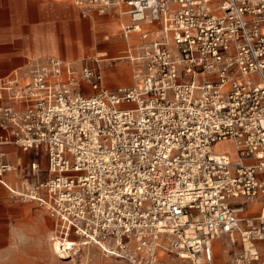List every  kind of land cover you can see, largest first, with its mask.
I'll list each match as a JSON object with an SVG mask.
<instances>
[{"label":"built area","instance_id":"obj_1","mask_svg":"<svg viewBox=\"0 0 264 264\" xmlns=\"http://www.w3.org/2000/svg\"><path fill=\"white\" fill-rule=\"evenodd\" d=\"M71 1L127 19L133 82L55 57L0 79V148L46 159L15 187L0 152V183L128 264H217V241L264 264V0Z\"/></svg>","mask_w":264,"mask_h":264},{"label":"crops","instance_id":"obj_2","mask_svg":"<svg viewBox=\"0 0 264 264\" xmlns=\"http://www.w3.org/2000/svg\"><path fill=\"white\" fill-rule=\"evenodd\" d=\"M95 17L96 15L83 18L71 0H0V79L7 78L16 72L25 73L30 64L39 59L55 57L66 62L78 63V55L83 54L81 41L86 37L93 38L96 43L108 42L107 46L99 48L101 57H108L116 47H121L118 57L106 58L105 61L127 62L123 66L128 68V83H132L131 65L125 59L129 42L123 38L124 48H122L124 44L114 48L109 47L113 36L118 37L122 33L123 37L122 25L127 23V19L119 16V19L112 24L98 26L95 23ZM108 17H115V15L110 14ZM91 18L94 23L93 27L89 28L90 21L85 20ZM108 70H105V84L109 89L114 90L116 88L109 87L108 81L115 73L110 70L107 75ZM0 152L7 153L6 161L18 168L17 172L5 175L6 182L11 186L17 187L21 184L26 172L35 161L39 162L41 167L46 166L45 155L37 157L34 152H26L17 146L1 147ZM45 179L46 175L41 174L32 179V182ZM4 204L5 192L0 187V208H3ZM33 204L36 205V203ZM59 225L61 224L57 221V226ZM54 234L55 232L50 235L52 242L57 241L53 246L51 245L54 254L56 251L58 253L59 247L69 241L76 243L74 240L61 242ZM261 247L264 248V244Z\"/></svg>","mask_w":264,"mask_h":264},{"label":"rangeland","instance_id":"obj_3","mask_svg":"<svg viewBox=\"0 0 264 264\" xmlns=\"http://www.w3.org/2000/svg\"><path fill=\"white\" fill-rule=\"evenodd\" d=\"M119 16L108 17L96 15V25L112 24ZM84 21V20H83ZM90 21V27H93V19ZM128 22V21H127ZM125 41L122 33L113 36L109 42V47L114 48L117 45L124 44ZM83 54L78 55V63L86 60L92 63L96 59L115 58L120 55V48L116 47L110 52L108 57H101L100 47L107 46L108 42L96 43L93 38H82ZM125 47V44L122 48ZM124 56V55H121ZM98 57V58H97ZM124 61H108L107 75L113 71L115 75L108 81L109 87L117 88L118 86L130 85L128 68L123 66ZM106 64V65H107ZM127 65V64H126ZM106 75V77H107ZM219 153H228L233 155L235 150L230 143H221L215 147ZM0 187L5 192V204L0 208V264H128L124 260L114 257H107L104 251L97 245L79 246L75 251L68 255L62 253H53L50 235L55 232L56 238L61 242L64 240H74L82 242L81 237L70 233L67 237L61 235L62 225L57 226V220L45 210L38 209L37 206L30 202H22L12 197L9 190ZM54 249V248H53ZM55 250V249H54ZM237 251L226 247H221L219 241L216 242V260L217 264H230ZM170 257L169 264H181L179 260ZM186 264V263H182Z\"/></svg>","mask_w":264,"mask_h":264},{"label":"bare ground","instance_id":"obj_4","mask_svg":"<svg viewBox=\"0 0 264 264\" xmlns=\"http://www.w3.org/2000/svg\"><path fill=\"white\" fill-rule=\"evenodd\" d=\"M121 18L122 19H126L125 17H123V16H121ZM127 25H128V22L127 23H125V24H123L122 25V31H123V29H125L126 27H127ZM126 59V58H125ZM97 60H99V59H97ZM228 143H230V144H232L231 142H228ZM219 144H221V143H219ZM218 144V145H219ZM233 145V144H232ZM217 146V145H216ZM233 148H234V150H235V153L231 156V158L232 159H234V160H237V150H236V148L234 147V145H233ZM56 220L62 225L63 223H61V221L60 220H58L57 218H56ZM62 228V227H61ZM70 233H74L76 236H78V234L77 233H75L74 232V229H71L70 231H68V234H70ZM67 234V235H68ZM67 237V236H66ZM82 238V237H81ZM81 241L82 242H76V243H74L73 241H69L68 243H64L65 245H63V246H61V247H59V250H58V253L60 252V253H62L63 255H68L69 256V254L71 253V251H75L76 249H78V247L79 246H89V245H97L95 242H92L91 240H89V239H81ZM107 249V248H106ZM104 251V250H103ZM104 253L107 255V257H112L110 254H108L107 252H105L104 251Z\"/></svg>","mask_w":264,"mask_h":264}]
</instances>
